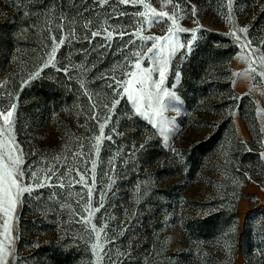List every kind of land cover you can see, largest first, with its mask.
I'll use <instances>...</instances> for the list:
<instances>
[{
	"label": "rangeland",
	"instance_id": "rangeland-1",
	"mask_svg": "<svg viewBox=\"0 0 264 264\" xmlns=\"http://www.w3.org/2000/svg\"><path fill=\"white\" fill-rule=\"evenodd\" d=\"M0 264H264V0H0Z\"/></svg>",
	"mask_w": 264,
	"mask_h": 264
},
{
	"label": "crops",
	"instance_id": "crops-1",
	"mask_svg": "<svg viewBox=\"0 0 264 264\" xmlns=\"http://www.w3.org/2000/svg\"><path fill=\"white\" fill-rule=\"evenodd\" d=\"M246 78H248L247 75H243L241 77L240 83L238 84V88H237L239 90V92H241V90H243V91L251 90V85Z\"/></svg>",
	"mask_w": 264,
	"mask_h": 264
}]
</instances>
